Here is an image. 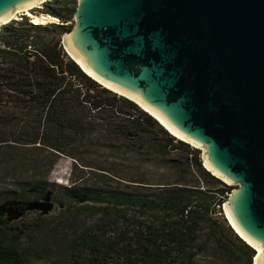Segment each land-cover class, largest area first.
<instances>
[{"label": "trees", "instance_id": "obj_1", "mask_svg": "<svg viewBox=\"0 0 264 264\" xmlns=\"http://www.w3.org/2000/svg\"><path fill=\"white\" fill-rule=\"evenodd\" d=\"M77 6L0 27V264H253L222 209L235 187L65 52ZM61 158L69 185L54 187ZM34 203L52 209L11 212Z\"/></svg>", "mask_w": 264, "mask_h": 264}, {"label": "water", "instance_id": "obj_2", "mask_svg": "<svg viewBox=\"0 0 264 264\" xmlns=\"http://www.w3.org/2000/svg\"><path fill=\"white\" fill-rule=\"evenodd\" d=\"M42 1L0 0V24ZM62 45L94 81L204 148L206 171L238 186L222 208L229 226L264 264V0H78Z\"/></svg>", "mask_w": 264, "mask_h": 264}, {"label": "rangeland", "instance_id": "obj_3", "mask_svg": "<svg viewBox=\"0 0 264 264\" xmlns=\"http://www.w3.org/2000/svg\"><path fill=\"white\" fill-rule=\"evenodd\" d=\"M40 5L35 6L33 9L40 7ZM33 9H31L29 11L32 12ZM19 14L23 15V14H25V12H20ZM19 14L16 15V18L19 17ZM39 22H42L44 24L51 23L49 19H43V20H40ZM199 149L201 150V157H202L203 152H204V148L200 147ZM70 172H71V161L69 159H66V158H61L58 161V163L54 166V168H53V170L49 176L50 185H52L54 187H66V186H68L69 185ZM231 186L235 187L234 190L238 187L235 185H231ZM12 211H13V213L15 212L14 214H16V215L17 214L23 215L27 210L25 207L15 206V207H13Z\"/></svg>", "mask_w": 264, "mask_h": 264}, {"label": "bare ground", "instance_id": "obj_4", "mask_svg": "<svg viewBox=\"0 0 264 264\" xmlns=\"http://www.w3.org/2000/svg\"><path fill=\"white\" fill-rule=\"evenodd\" d=\"M44 1H47V0H44ZM44 1H42V2H44ZM42 2H40V3H42ZM39 3V4H40ZM39 4H37V5H39ZM37 5H35V6H37ZM25 12V16L26 17H28L29 19H31L30 21H31V23L32 24H35V25H41V24H44V23H42V22H39L40 20H43V19H49V20H52L51 18H48V17H46V16H43V15H33L29 10H27V11H24ZM15 15H13L11 18H13ZM11 18H9V19H11ZM8 19V20H9ZM8 20H6V21H8ZM5 21V22H6ZM5 22H3V23H5ZM3 23H1V24H3ZM0 24V25H1ZM77 61V60H76ZM77 63L83 68V70L85 71V73L86 74H88L89 76H91L92 78H95V76L92 74V73H90L82 64H80L78 61H77ZM98 79V78H97ZM96 78H95V80H97ZM97 81H99V80H97ZM147 111L154 117V118H156V119H158L159 120V118L155 115V114H153L151 111H149L148 109H147ZM168 128V127H167ZM169 129V131L173 134V135H175L178 139H182L181 137H179L174 131H172L170 128H168ZM226 203H228V202H226ZM225 203V204H226ZM225 204L223 205V207H224V209H225ZM225 214H226V211H225ZM226 216H227V214H226ZM228 217V216H227ZM229 218V217H228ZM230 220V219H229ZM231 221V220H230ZM232 223V222H231ZM232 225H233V223H232ZM234 226V225H233ZM235 228V227H234ZM235 230H236V232L241 236V234L238 232V230L235 228ZM244 240H246L243 236H241ZM248 242V241H247ZM249 244H251L250 242H248ZM252 245V244H251ZM253 246V245H252ZM254 248H255V250H256V252H257V257H258V255L261 253V251H260V249H258V248H256L255 246H253ZM257 257H256V259H257ZM255 264H256V260H255Z\"/></svg>", "mask_w": 264, "mask_h": 264}, {"label": "built area", "instance_id": "obj_5", "mask_svg": "<svg viewBox=\"0 0 264 264\" xmlns=\"http://www.w3.org/2000/svg\"><path fill=\"white\" fill-rule=\"evenodd\" d=\"M38 8H40V7H38ZM20 13V12H19ZM19 13H16L15 14V17H14V20H18V19H20L22 16H25V14H19ZM19 14V17L18 18H16V15H18ZM47 17V16H46ZM48 18H50V17H48ZM52 20H50V22H55V23H57L58 22V20H56V19H53V18H51ZM31 20V19H30ZM31 22V21H30Z\"/></svg>", "mask_w": 264, "mask_h": 264}]
</instances>
